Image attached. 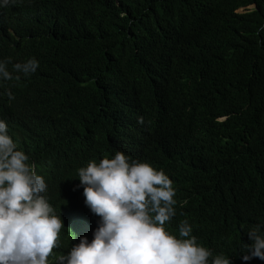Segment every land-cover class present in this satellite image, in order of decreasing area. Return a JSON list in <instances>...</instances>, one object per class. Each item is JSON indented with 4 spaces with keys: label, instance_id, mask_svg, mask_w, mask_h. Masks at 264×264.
Listing matches in <instances>:
<instances>
[{
    "label": "trees",
    "instance_id": "obj_1",
    "mask_svg": "<svg viewBox=\"0 0 264 264\" xmlns=\"http://www.w3.org/2000/svg\"><path fill=\"white\" fill-rule=\"evenodd\" d=\"M32 57L0 81V119L64 224L48 264L93 238L77 169L117 151L173 182L166 231L187 220L214 255L264 264L241 257L264 224V0H16L0 59Z\"/></svg>",
    "mask_w": 264,
    "mask_h": 264
},
{
    "label": "clouds",
    "instance_id": "obj_2",
    "mask_svg": "<svg viewBox=\"0 0 264 264\" xmlns=\"http://www.w3.org/2000/svg\"><path fill=\"white\" fill-rule=\"evenodd\" d=\"M15 3L0 0V8ZM10 63V58L0 59V81L29 77L39 68L34 57L12 64L11 70ZM28 161L0 119V264H48L64 227L43 195L44 178ZM77 174L85 206L99 220L91 241L81 237L58 264H232L230 257L199 244L187 220L178 225L179 238L165 230L176 214V200L163 170L117 151L78 168ZM246 235L243 261H264V224L251 226Z\"/></svg>",
    "mask_w": 264,
    "mask_h": 264
},
{
    "label": "rangeland",
    "instance_id": "obj_3",
    "mask_svg": "<svg viewBox=\"0 0 264 264\" xmlns=\"http://www.w3.org/2000/svg\"><path fill=\"white\" fill-rule=\"evenodd\" d=\"M253 7H248V9H252ZM243 11V9H240L239 10V12H242Z\"/></svg>",
    "mask_w": 264,
    "mask_h": 264
}]
</instances>
